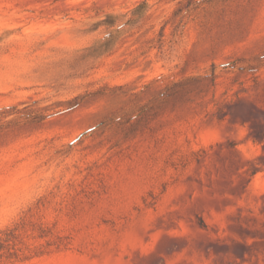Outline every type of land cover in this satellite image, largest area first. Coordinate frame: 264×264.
<instances>
[{"label":"rangeland","instance_id":"374dc122","mask_svg":"<svg viewBox=\"0 0 264 264\" xmlns=\"http://www.w3.org/2000/svg\"><path fill=\"white\" fill-rule=\"evenodd\" d=\"M0 264H264V0H0Z\"/></svg>","mask_w":264,"mask_h":264}]
</instances>
